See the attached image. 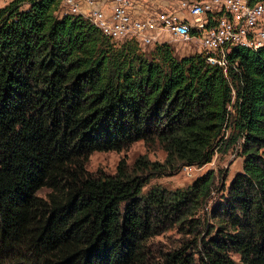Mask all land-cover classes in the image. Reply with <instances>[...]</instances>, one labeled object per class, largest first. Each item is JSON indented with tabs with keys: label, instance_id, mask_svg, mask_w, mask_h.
Instances as JSON below:
<instances>
[{
	"label": "trees",
	"instance_id": "obj_1",
	"mask_svg": "<svg viewBox=\"0 0 264 264\" xmlns=\"http://www.w3.org/2000/svg\"><path fill=\"white\" fill-rule=\"evenodd\" d=\"M228 62L118 44L62 0L1 8L0 264H264V48ZM138 141L164 162L86 170L91 154ZM237 145L228 184L207 171L144 192ZM170 229L178 244L157 249Z\"/></svg>",
	"mask_w": 264,
	"mask_h": 264
},
{
	"label": "built area",
	"instance_id": "obj_2",
	"mask_svg": "<svg viewBox=\"0 0 264 264\" xmlns=\"http://www.w3.org/2000/svg\"><path fill=\"white\" fill-rule=\"evenodd\" d=\"M62 0L70 15L82 16L115 42L140 48L164 43L200 45L206 62L229 68L233 48H264V0ZM166 33L171 42L158 38Z\"/></svg>",
	"mask_w": 264,
	"mask_h": 264
},
{
	"label": "rangeland",
	"instance_id": "obj_3",
	"mask_svg": "<svg viewBox=\"0 0 264 264\" xmlns=\"http://www.w3.org/2000/svg\"><path fill=\"white\" fill-rule=\"evenodd\" d=\"M12 0H0V9L3 8L6 4H8ZM154 4L159 6L162 5V1L167 3H171L175 6L174 0H153ZM158 41L161 43L171 42V37L162 33V35L158 38ZM118 44L122 42H117ZM174 49L176 54L179 57L188 56L191 54H198L197 52L201 49L200 45H188L182 43H170ZM153 46L141 47L142 51L151 50ZM239 145L233 147L226 154H218L215 155L211 161V163L198 168V167H183L174 175H161L157 177H152L149 180L148 185L144 189V192L147 191L152 186H162L169 190H174L178 188H185L190 186L192 182L198 177L205 174L207 171H213L218 175L226 176V184H228L233 176L241 172L242 170V161L243 158L239 156ZM141 157H146L151 162L163 163L166 157V154L158 147L147 148L142 141H138L131 145L130 148L124 150L122 152H95L90 155L88 162L86 164V170L92 174H105V175H113L115 173L116 167L121 160H124L128 166L132 167L136 160ZM47 193L46 190H43L39 193V196H45ZM180 235H178L175 229L167 230L165 233L156 237L153 240L154 246L157 249L165 250L171 247H174L179 242Z\"/></svg>",
	"mask_w": 264,
	"mask_h": 264
}]
</instances>
